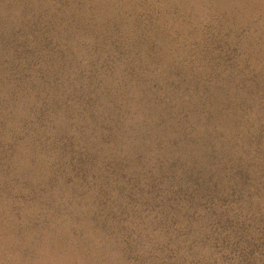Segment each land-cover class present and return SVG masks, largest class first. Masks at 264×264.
Listing matches in <instances>:
<instances>
[{
	"label": "rangeland",
	"instance_id": "rangeland-1",
	"mask_svg": "<svg viewBox=\"0 0 264 264\" xmlns=\"http://www.w3.org/2000/svg\"><path fill=\"white\" fill-rule=\"evenodd\" d=\"M176 76L220 161L170 147L173 115L144 119ZM260 124L264 0H0V264H264ZM219 162L214 185L181 184Z\"/></svg>",
	"mask_w": 264,
	"mask_h": 264
},
{
	"label": "trees",
	"instance_id": "trees-1",
	"mask_svg": "<svg viewBox=\"0 0 264 264\" xmlns=\"http://www.w3.org/2000/svg\"><path fill=\"white\" fill-rule=\"evenodd\" d=\"M166 84L162 87L161 93L157 97H153L150 103L143 106L145 108L144 115L146 116L144 119H155L156 124L162 129L161 125V119H169L172 115V119H179L176 122L171 123H165L163 125V129H167L168 135L170 138L168 140L170 141V147H177L184 146L187 143H197L199 144L197 148L202 152L203 155L208 159L210 162H218L222 159L224 151L222 150V142L223 139L220 138L219 132L217 128H214V126L209 127L205 130V137L198 138L196 134H194L190 126L191 123H189L188 119H193L194 117H197L200 115V111H207V107L204 104L200 103L198 95L196 96L197 90L194 88H190L187 85H184L183 80L180 77H174L171 81L168 83V91L166 92ZM208 95V96H207ZM97 98V97H96ZM94 97V101L96 100ZM213 101L216 103V96L205 94L203 95V101ZM92 98H88L86 100L87 104H90ZM114 100H111V105H114L116 102H113ZM177 109V111H176ZM176 111V112H175ZM112 117V112L109 111ZM175 112V113H174ZM141 129V128H140ZM143 131H151L145 130ZM170 131H173V135L170 134ZM253 133V135H250L253 138L252 141L258 142L262 136L264 135V124H260L258 127L255 126V131H250ZM193 134V135H192ZM152 136H147L144 133H139V137L136 139V146L139 149H144L149 147L148 139ZM197 139V141H196ZM181 151L179 150V164L184 163L181 162ZM76 162L77 172L79 174L88 171L87 169L89 166L93 165V162L91 160V152L88 150V148H83L82 150H78L76 153ZM138 155H136L137 159ZM141 159L138 157V160ZM135 160V159H134ZM177 161V160H175ZM166 163L170 162V166H172V162L170 160L165 161ZM70 164V163H69ZM214 166L215 173L211 171L210 166ZM182 166V165H181ZM221 163H215V164H209L205 165V168L202 170H197L196 175H194L195 170L192 171L189 168H185V176L181 182L182 185H196L197 188H200L199 186H205L204 184H210L214 185L213 183H216L215 176L218 172V170L221 168ZM164 168V167H163ZM228 168H234L233 165H229ZM74 169V170H75ZM206 170L207 172L198 173L200 171ZM71 170V169H70ZM239 170L237 169L236 173L239 174ZM164 174H174V171L171 170L170 167H168ZM82 175V174H81ZM182 173H180L181 177ZM152 181H154L153 178H150ZM150 181V180H149ZM151 182V181H150ZM199 185V186H198Z\"/></svg>",
	"mask_w": 264,
	"mask_h": 264
}]
</instances>
